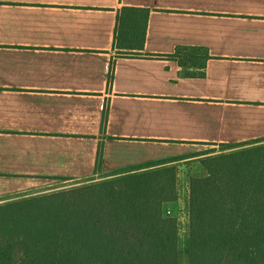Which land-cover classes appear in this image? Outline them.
<instances>
[{
	"label": "crops",
	"instance_id": "1",
	"mask_svg": "<svg viewBox=\"0 0 264 264\" xmlns=\"http://www.w3.org/2000/svg\"><path fill=\"white\" fill-rule=\"evenodd\" d=\"M125 7L151 11L144 55L115 49ZM212 144H264V0H0V206L88 182L100 149L110 175Z\"/></svg>",
	"mask_w": 264,
	"mask_h": 264
},
{
	"label": "trees",
	"instance_id": "2",
	"mask_svg": "<svg viewBox=\"0 0 264 264\" xmlns=\"http://www.w3.org/2000/svg\"><path fill=\"white\" fill-rule=\"evenodd\" d=\"M150 14L119 12L121 57L144 55ZM182 51L145 55L174 60ZM107 114L108 108L104 120ZM177 161L119 170L108 179L100 149L87 184L0 206V264H181L179 220L166 215L180 196L179 167L167 165ZM201 163L207 175L189 182V264H264V145Z\"/></svg>",
	"mask_w": 264,
	"mask_h": 264
},
{
	"label": "rangeland",
	"instance_id": "3",
	"mask_svg": "<svg viewBox=\"0 0 264 264\" xmlns=\"http://www.w3.org/2000/svg\"><path fill=\"white\" fill-rule=\"evenodd\" d=\"M181 54L183 58H185L187 61H189L192 58L191 51H184V52H181ZM110 78H113V77L110 76L109 79ZM224 149H226L225 146L219 145L217 147V144H212V147L208 149L197 148L193 152H192V149H189L188 155L183 156L182 158H175L178 160L177 162L181 161L182 163L172 162L170 164H167L168 166H171V165L180 166L183 169L181 172L179 171L180 172L179 191H180V188L183 189V195L182 194L180 195L181 199H180V196L178 197V200L176 201L177 203L170 204L166 208V215L168 217L177 218L179 220L181 264H189V256H188V237H189L188 217H189V213H188L187 200H186V195H187L186 189L189 187V182L191 179L203 178L204 175H207V172L201 163L203 160L221 155L222 153H227V152L234 153V152L240 151V150H228V149L224 151ZM166 160H169V159L160 160V161H166ZM106 177H108V179L111 178V176H109L108 174L106 175ZM61 180L62 179L60 178L42 179L41 181H38V183L42 184L41 187L30 189L25 194L19 195V197H22V199L18 201L26 202V200L28 199L38 198V197H41L42 195L50 196V195L57 194V193L59 194L60 192L61 193L69 192V191L74 190L76 186L83 184V183H79L83 181L72 182V181H61Z\"/></svg>",
	"mask_w": 264,
	"mask_h": 264
},
{
	"label": "built area",
	"instance_id": "4",
	"mask_svg": "<svg viewBox=\"0 0 264 264\" xmlns=\"http://www.w3.org/2000/svg\"><path fill=\"white\" fill-rule=\"evenodd\" d=\"M168 214H170V213H168Z\"/></svg>",
	"mask_w": 264,
	"mask_h": 264
}]
</instances>
